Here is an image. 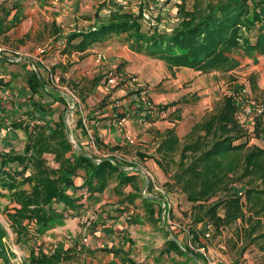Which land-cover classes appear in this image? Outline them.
Masks as SVG:
<instances>
[{"label": "trees", "instance_id": "16d2710c", "mask_svg": "<svg viewBox=\"0 0 264 264\" xmlns=\"http://www.w3.org/2000/svg\"><path fill=\"white\" fill-rule=\"evenodd\" d=\"M144 3L132 2L135 7L126 11L115 6L109 21L88 31L73 32L68 43L72 48L85 50L96 41L103 42L113 35L125 34V41L133 50L158 57L171 67H189L201 72L233 70L241 64L240 54L249 57L264 55V0H220L201 12L185 14L171 31L156 28L152 33L142 30L140 20L144 18ZM105 6L106 3L99 5L98 12ZM76 39L79 41L77 45L74 44ZM29 85L34 92H40L42 87H47V82L36 71L29 78ZM36 107L48 113L46 106ZM237 112L234 98L228 96L218 112L194 126L203 136L199 141L183 146L173 180L192 203L194 222L201 224L196 232L191 233L193 241H197L200 234L205 236L208 224L214 227L218 236L241 219V237L246 236L249 243L258 242L264 253V147L249 146V140L242 141L245 135L237 122ZM37 120L45 121V117L38 115L33 124L18 121L15 125L16 129H24L29 134L22 151H0V188L8 191L15 203L7 216L18 235L28 233L32 221L40 229L52 225L55 219H64L66 206L76 207L75 203L80 199L73 198L71 191L83 190L89 194L88 199H93L114 179L118 181L115 192L121 196L124 195L123 188L130 183L135 191L140 189L142 179L130 174L131 170L126 169L120 159L109 156L98 160L83 146L81 148L88 155L75 148L63 118L53 124H38ZM263 123L264 117L258 118V137H264ZM179 146L176 130L169 129L159 151L175 152ZM46 153L54 154L58 167L48 164ZM79 177L84 179L82 185L77 183ZM247 178L248 182L256 183L244 185L243 180ZM27 183L30 189L22 186ZM152 186L150 181L148 191ZM140 192L151 220L160 222L163 207H155L159 199ZM223 193L226 194L224 198ZM2 195L4 192L0 189ZM138 197L137 193L130 192L124 196L123 203L134 204ZM155 213L157 218H154ZM166 225H170L168 221ZM174 233L175 238L168 240L165 250H176L187 255L193 264H200L201 254L181 246L179 234ZM6 235V229L0 227V243ZM62 259L64 256L60 253L49 256L43 253L41 257L32 258V262L58 264ZM258 264H264V259Z\"/></svg>", "mask_w": 264, "mask_h": 264}, {"label": "crops", "instance_id": "0c3cea01", "mask_svg": "<svg viewBox=\"0 0 264 264\" xmlns=\"http://www.w3.org/2000/svg\"><path fill=\"white\" fill-rule=\"evenodd\" d=\"M89 1L23 0L11 13L2 12L4 14L0 16V44L22 52L23 56L18 61L0 59V73L4 76L2 82L12 90L11 99L0 102V106L4 107L6 120L7 118L16 119L23 124H33L34 117L38 115L45 117L43 124H53L63 118L67 124L69 137L72 134L73 141L75 140L74 142L80 147L83 146L95 157L115 156L120 161L125 160L126 162L123 163L127 166L126 169L131 170L130 174L138 175L143 181L140 183V189L136 191L131 183L126 185L123 188V196L115 192L118 184L116 179L110 182L104 192L95 194L96 197L93 199H88L89 194L83 193V190L71 191L73 198L80 199L76 201V207L66 206V217L62 219V237L73 238L72 241L67 239L69 244L65 248L70 252L64 254V257L77 254L82 256L83 264H169L165 260V257H168L171 259L170 264H180L182 254L176 250H165L166 243L173 238L171 229L174 227L164 224L163 219L156 223L151 220L150 212L140 197V191L142 195H145L144 189L149 173L155 175L161 183L171 185L178 194L182 192L174 185L173 175L179 167L181 151L185 145H182V141L188 128L185 130L184 128L195 126L205 116L210 115L216 106H191L190 108L160 106L171 99L165 92L167 89L162 87V89L153 90L151 95L156 105H159L157 108L167 107V110H163V114L153 117L146 124L140 123L139 120L142 106L137 99L127 96L123 89L110 93L111 98L115 100L114 103L97 106L96 103L102 101L104 97L107 98L105 94L109 93L102 87L107 77H102L101 73H106L105 71L110 70L116 62L126 64L128 59L146 58L147 55L134 52L128 44L120 42L117 44L115 40H112L113 38L103 42L96 41L85 50L72 48L68 43L69 36L76 30H89L87 27L83 28V24H80L78 29L72 26L75 24L74 17L77 15L74 13L75 8L89 4ZM19 5L21 6L18 7ZM83 20L85 19H82V22ZM78 43V40L74 41L75 45ZM41 50H44L43 54L40 53ZM101 51L105 52L109 60L97 59V54ZM257 57L259 58V55L255 58ZM165 63L168 65L166 61ZM45 64L51 65L56 75L61 81L63 79L65 84H79L75 92L80 105L73 108L72 99L48 86V83L47 87L40 89V92H34L30 88L29 78L36 72V66L47 82ZM184 68L201 72L189 67ZM36 106H46L49 108L48 113L41 112L40 109H36ZM123 118L126 121L122 126L120 122ZM124 129L133 136L136 146L130 147ZM169 129L176 130L180 146L175 152L159 151V147L167 138ZM23 133L24 129H16L13 135L21 140L20 137H24ZM5 134H7L6 126L0 119V136ZM90 134H93L95 143H92ZM253 140H249V146L264 147L261 140L258 142ZM138 168L142 170L139 171ZM83 182L82 177L77 179L78 185H82ZM152 190L149 192L150 196H156ZM130 192L138 194L136 202L123 203L124 196ZM180 196L182 198L173 196L176 204L170 211V214L173 211L176 226L179 225L176 220L180 216V208H187L183 201L189 203L186 194ZM90 206H92L91 211ZM163 206L162 200L155 204L156 208ZM192 213L193 209H190L188 215L192 217ZM85 216H90L94 220L88 221L86 226H79L78 223L87 220ZM157 217L158 214L155 213L154 218ZM167 221L171 222L170 217H167ZM215 234L213 231L211 238L200 234L201 245L209 246L228 264V255H224L216 247L226 249V246L225 248L220 246L221 243H225V230L221 235ZM205 240H213L215 245L210 246ZM73 241L77 243V246L71 250ZM178 242L181 245L180 235ZM127 258L130 260H126ZM184 263L190 264L188 258Z\"/></svg>", "mask_w": 264, "mask_h": 264}, {"label": "rangeland", "instance_id": "374dc122", "mask_svg": "<svg viewBox=\"0 0 264 264\" xmlns=\"http://www.w3.org/2000/svg\"><path fill=\"white\" fill-rule=\"evenodd\" d=\"M22 1L23 0H2L0 4V16H2L4 13H11L14 7ZM93 1H95V3L97 1L98 2L95 5ZM219 1L220 0H164L163 3L158 4L156 0H144L146 12L151 14V17L146 18L143 15L144 18L140 20L142 24V30L143 32L147 33L154 32L156 28L157 30L161 31H171L172 28L178 25L180 18L184 17L185 14L190 12H201L202 10L206 9L208 5L216 4ZM105 3V8L98 12V6ZM116 4L117 3H113L109 0H90L89 4L83 6L79 5L77 8H75L74 13L77 15L74 17L75 24L72 26H75L76 29H78L81 26L80 24H83V28L87 27L88 29H93L94 26H97L103 22H107L111 19L110 16L112 13V8H115ZM20 6L21 5L18 7ZM118 7L121 11H126L134 8L135 5H133L132 2L129 3V1H126L123 4L121 2ZM82 19L85 20L82 22ZM94 20H96V22H94ZM112 38V40H115L117 44H119L118 42L128 44L125 41V34L113 35ZM75 41H77V39ZM133 51L137 52L135 50ZM131 54L135 55V53ZM144 54L147 55L146 58H131L126 61V64L116 62L113 67L110 68V70L105 68V70L108 71H105L106 73L104 74L101 73L102 77L108 78L109 72L112 71L116 75H119V77L123 76V79H116V84L114 83L115 85L108 83L107 78L105 79L104 85L102 87L107 93H109L105 94L107 98L104 97L102 101H98V103H96L97 106H105L108 103H114L115 100L111 98L112 94L110 93L119 89L125 90L127 96L130 95L134 99H137L139 105L144 106L141 93L144 91V89H147L149 91V100L154 106H156L155 108H157L159 105H156L151 93L153 90L156 91L161 87L167 89L165 92L168 93L167 96L171 99H168L165 104L160 106H183L188 108L191 106H216L214 111L210 115L205 116L203 120L218 112L220 107L223 106L224 100L228 96H232L234 98L235 93H238L243 87L248 88L250 94L256 100L264 103V55L262 54H259V58L240 54L238 55V58L241 60V64L235 69L230 71L214 70L211 72H197L185 69L184 67H171L170 65H167L164 60L158 57H154L146 53ZM105 60H109L107 55ZM130 74L135 76V80L129 78L128 75ZM62 83L65 84L64 81ZM71 84L72 83H66L65 85L72 88L75 92L76 89H78L77 87L79 84ZM110 89L112 91H109ZM157 109L167 110V107ZM0 119H2V122L6 127L9 124L13 127L12 131H7V134L0 136V148L3 145L0 151H2V149H5L7 152L14 150H17L18 152L22 151V148H24L25 144L29 140V134L24 130V137H20L21 140H18L13 135L16 130L15 125L18 123V121H16V119L9 120L8 118L6 120V114L3 106H0ZM236 119L238 124H240L242 127L241 133L245 135L242 141L254 139L253 141L258 142V140H261V144H264V137H258L259 135L256 134L257 121L250 123L239 112L236 113ZM37 123L39 124V120H37ZM187 128L188 132L183 138L182 145L199 141L200 137L203 136V133H201L198 129H194V126L185 127L184 130ZM262 128H264V123ZM71 135L69 138H71V141H73V135ZM20 141L22 142L20 143ZM128 141L131 145V148L136 146L133 136L131 139H128ZM45 157L47 158L48 164L51 167L59 166L54 158V154L46 153ZM122 161L126 162L125 160ZM148 175L150 177V181H152V184H154L152 186V191L155 192L154 195H162L165 199V195L163 193H159L156 188L160 186L167 192V195L172 201H174V204H176L175 198L173 196L182 198L180 195L185 194L182 192L178 194V191L173 189L171 185H168L167 183H161L155 175L153 176L149 173ZM248 180L249 178L243 180L245 182H243L244 185L256 183V181L250 183ZM22 186L26 189H30L28 183ZM238 186H240V184ZM0 189L2 192H4V195L0 196V227L5 228L7 231L6 237L3 238L2 243H0V264H34L32 262V258L41 257L43 253L48 256L58 253H60L62 256H64V254H69L70 251H67L65 248V246H68L69 244L67 242L68 237H62L61 235L63 220L60 218L55 219L52 225L50 224L47 227H41L40 229H38L36 222L32 221L28 228L30 231L24 235H18L16 232H14V230L11 228L7 213L9 210L13 211L15 203L11 200V196L9 195L8 191L4 190L3 188ZM149 192L150 191H148L147 188V190L144 191V194L146 196H150ZM223 194L224 195H222V198L226 196L225 193ZM183 203H185L187 208H180V216H178L176 220L179 225L176 226L174 223L173 211L169 216L171 222L168 221V224H170L172 228L174 227L173 231L177 232L181 236V245L189 247L190 238L188 233L196 232L201 224L197 225L194 222L193 215L192 217L188 215L189 210L193 209L192 203H188L187 201H183ZM91 208L92 206H90V211ZM85 217L87 220L82 223H78L79 226H86L88 221L94 220L90 216ZM167 217L168 214H166V220ZM242 223L243 221L240 219L225 229V250L219 248L218 246L216 247L219 249V251L223 252L224 255H228V264H246L245 262H249L250 264H258L263 262L264 253L260 250L259 243H249L246 236L244 239L241 237L242 235L240 232V227ZM68 240L72 241L73 238H69ZM201 241V239L194 241L195 246L198 247L201 245ZM206 242L210 246L215 245L213 244V240H207ZM76 244L77 243L73 241V246L70 247L71 250L75 249L74 247L77 246ZM180 256V264H186L184 261L187 258L190 264L194 263V261L189 259V257L186 258L182 255ZM176 258L175 261L177 262ZM81 259L82 256L80 257L77 256V254H72L71 256L64 257V260L62 259V261H60L58 264H83ZM165 260L169 262V264L171 263V259L168 257H165ZM199 262L200 264H206L203 260Z\"/></svg>", "mask_w": 264, "mask_h": 264}, {"label": "built area", "instance_id": "2783aa9c", "mask_svg": "<svg viewBox=\"0 0 264 264\" xmlns=\"http://www.w3.org/2000/svg\"><path fill=\"white\" fill-rule=\"evenodd\" d=\"M102 1H106V0H102ZM109 1H111L113 3H117L116 5L121 4V2L123 4L126 1H129V3L133 2L134 4H137V5L144 3V0H109ZM156 2L158 4H160V3H163L164 0H156ZM143 15L146 18L151 17L150 16L151 14L146 12L145 7L143 9ZM43 51L44 50H41L40 53H42ZM2 56H7L10 58H13L15 61H18L21 59L23 54H22V52H20L16 49H13V48L7 47L3 44H0V58ZM97 59L99 61H104L106 59L105 52H103V51L99 52L97 54ZM45 69L47 72L48 86L55 88L57 90H60L65 96H68L70 99H72V101H73L72 104L74 105V106H72L73 108L80 105V100H79L78 96L76 95V93L74 92V90L72 88H70L69 86H66L62 83L60 78L53 71L52 66L49 64H45ZM128 76L132 80H135V76L133 74H130ZM119 78L123 79V76L119 77V75H116L114 72L111 71V72H109L107 80H108V83L115 85L116 79H119ZM3 79H4V76L0 73V102H2L4 100L11 99V97H12V90L3 84V82H2ZM141 95H142V100H143L144 106H142L143 112L140 115L139 120H140V123L146 124V123H149L153 117L163 114V110H158L157 108H155L156 106H154L152 104V102L149 100V91L147 89H144V91H142ZM234 100L238 106V112L241 113L248 122L254 123L255 121L258 120V118L264 117V103L256 100L250 94V91L248 88L243 87L239 90L238 93H235ZM125 121H126L125 118L121 119L120 124L122 126L125 125L124 124ZM39 122H42V121H39ZM12 130H13V127L9 124L6 127V131L10 132ZM124 131H125V129H124ZM124 133H125V136L127 139H131L132 136H131L129 131H125ZM90 137H91L92 143H95V138H94L93 134H90ZM97 158H98V160H101V157H97ZM156 188L159 191V193H163L165 195V201L167 200V202L165 203L166 204V214H168V217H169L170 211L173 209L174 202L169 198V196L167 195V192L163 188H161L160 186L156 187ZM213 231H214V227L211 224H208L207 230L205 233V237L211 238L213 235ZM188 236L190 238V243H189L190 249H192L195 252L197 251V253L201 254V256H202L201 260H203L204 263H206V264H226L225 260L221 256L217 255L214 251H212L209 246L199 245L198 247H196L194 244V241L191 238L190 232L188 233ZM220 246L222 248L225 247L224 243H221Z\"/></svg>", "mask_w": 264, "mask_h": 264}, {"label": "water", "instance_id": "95a60500", "mask_svg": "<svg viewBox=\"0 0 264 264\" xmlns=\"http://www.w3.org/2000/svg\"><path fill=\"white\" fill-rule=\"evenodd\" d=\"M0 59H5V60H10V61H15L13 58H10V57H6V56H2ZM36 71L38 72V74H39V76L43 79V77H42V75L40 74V71L38 70V68H37V66H36ZM43 82H44V80H43ZM53 89H55V88H53ZM55 90H57V89H55ZM57 91H59V92H61L60 90H57ZM62 93V92H61ZM63 94V93H62ZM72 109V108H71ZM72 143L74 144V146L78 149V150H80L82 153H84V154H86V155H88V153L85 151V150H83L78 144H76L74 141H72ZM138 170L140 171V170H142L141 168H138ZM149 183H150V178H149V176L147 175V182H146V186H145V191L147 190V188H148V186H149ZM154 197H156L157 199H159V200H162V201H164V206H163V210H162V219H163V222H164V224H166V201H165V199L164 198H162L161 196H154ZM171 233H172V236H173V238H175V233H174V231H173V229H171ZM200 263V262H199Z\"/></svg>", "mask_w": 264, "mask_h": 264}]
</instances>
